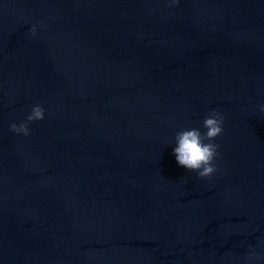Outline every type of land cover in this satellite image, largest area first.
<instances>
[{"label": "water", "instance_id": "95a60500", "mask_svg": "<svg viewBox=\"0 0 264 264\" xmlns=\"http://www.w3.org/2000/svg\"><path fill=\"white\" fill-rule=\"evenodd\" d=\"M262 106L264 0H0V264H264Z\"/></svg>", "mask_w": 264, "mask_h": 264}, {"label": "clouds", "instance_id": "9594fccd", "mask_svg": "<svg viewBox=\"0 0 264 264\" xmlns=\"http://www.w3.org/2000/svg\"><path fill=\"white\" fill-rule=\"evenodd\" d=\"M261 110L264 111V106ZM44 116V108L36 105L25 122L19 125L13 123L10 129L17 134L30 135L29 122L43 120ZM224 119L220 112L213 110L203 121L206 131L202 132L196 127L178 131L175 136L176 147L173 149L177 162L190 171L196 172L200 178L212 176L217 171L214 161L219 155V145L213 141L223 134Z\"/></svg>", "mask_w": 264, "mask_h": 264}]
</instances>
